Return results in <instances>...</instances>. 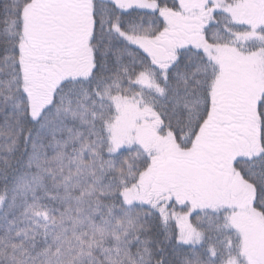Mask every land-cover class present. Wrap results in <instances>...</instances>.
I'll list each match as a JSON object with an SVG mask.
<instances>
[{"label": "snow or ice", "instance_id": "snow-or-ice-1", "mask_svg": "<svg viewBox=\"0 0 264 264\" xmlns=\"http://www.w3.org/2000/svg\"><path fill=\"white\" fill-rule=\"evenodd\" d=\"M0 264H264V0H0Z\"/></svg>", "mask_w": 264, "mask_h": 264}]
</instances>
